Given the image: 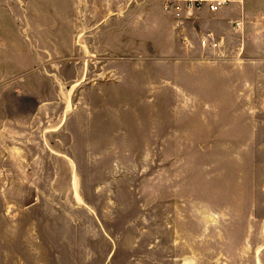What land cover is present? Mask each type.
<instances>
[{
	"label": "rangeland",
	"instance_id": "1",
	"mask_svg": "<svg viewBox=\"0 0 264 264\" xmlns=\"http://www.w3.org/2000/svg\"><path fill=\"white\" fill-rule=\"evenodd\" d=\"M161 9L0 0V264H264V54Z\"/></svg>",
	"mask_w": 264,
	"mask_h": 264
},
{
	"label": "crops",
	"instance_id": "2",
	"mask_svg": "<svg viewBox=\"0 0 264 264\" xmlns=\"http://www.w3.org/2000/svg\"><path fill=\"white\" fill-rule=\"evenodd\" d=\"M252 1L247 0V4H232L217 13H211L207 10L202 11L194 20H181L175 16L167 14L162 5L160 12V25L162 28V36L169 37L171 43H175L178 47L183 44L188 51L181 52L185 58L191 59L194 56L204 55V50L216 51L222 61L219 64L222 67L229 64L238 65L248 64L259 58L260 54H264V21L256 20L252 12ZM236 23L240 26L237 27ZM188 28V36H184L188 40L186 43L181 40L182 26ZM207 35H212L219 43L217 48H204L201 41ZM235 42L237 46L231 49V44ZM180 48V47H179ZM180 49V50H181ZM243 61V62H241ZM188 64H191L188 62ZM241 67V66H240ZM238 68V67H236Z\"/></svg>",
	"mask_w": 264,
	"mask_h": 264
},
{
	"label": "built area",
	"instance_id": "3",
	"mask_svg": "<svg viewBox=\"0 0 264 264\" xmlns=\"http://www.w3.org/2000/svg\"><path fill=\"white\" fill-rule=\"evenodd\" d=\"M243 4L244 0H162L163 9L167 14L181 20H194L199 13L207 10L217 13L232 4ZM239 27L240 24L236 23ZM204 48H217L219 43L212 35H207L201 41Z\"/></svg>",
	"mask_w": 264,
	"mask_h": 264
}]
</instances>
